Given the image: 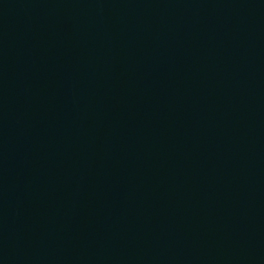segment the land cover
Returning <instances> with one entry per match:
<instances>
[{
    "label": "water",
    "instance_id": "water-1",
    "mask_svg": "<svg viewBox=\"0 0 264 264\" xmlns=\"http://www.w3.org/2000/svg\"><path fill=\"white\" fill-rule=\"evenodd\" d=\"M0 264H264V0H0Z\"/></svg>",
    "mask_w": 264,
    "mask_h": 264
}]
</instances>
